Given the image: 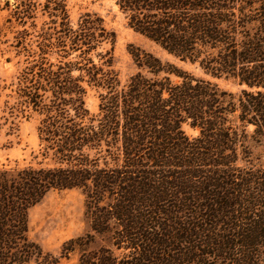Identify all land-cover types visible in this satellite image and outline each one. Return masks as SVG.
Instances as JSON below:
<instances>
[{"label": "trees", "instance_id": "obj_1", "mask_svg": "<svg viewBox=\"0 0 264 264\" xmlns=\"http://www.w3.org/2000/svg\"><path fill=\"white\" fill-rule=\"evenodd\" d=\"M111 1L135 33L241 89L133 47L136 72L121 84L102 18L16 0L23 24L37 9L47 20L15 90L19 112L39 117L38 149L0 166V264H264V0ZM71 190L89 231L54 256L30 239L28 214Z\"/></svg>", "mask_w": 264, "mask_h": 264}, {"label": "rangeland", "instance_id": "obj_2", "mask_svg": "<svg viewBox=\"0 0 264 264\" xmlns=\"http://www.w3.org/2000/svg\"><path fill=\"white\" fill-rule=\"evenodd\" d=\"M66 4L73 22L83 13H95L103 19L105 27L115 33L111 69L118 74L121 84H125L136 72L128 53L133 47L195 77L210 80L223 91L239 93L241 88L233 81L211 79L203 75L197 66L179 61L135 33L111 0H66ZM15 7L16 0H0V166L7 167L27 165L32 160V153L38 149L36 128L39 117L30 110L19 112L15 107V90L23 69L40 57V46L44 42L42 29L47 20L37 9L32 11V18L23 24L15 18ZM58 59L57 56L48 57L50 62H57ZM85 102L90 113L97 112L98 99L94 91H88ZM183 130L188 136L197 135L188 126H184ZM84 211V197L80 191L49 193L29 211V237L44 252L58 256L64 242L89 231ZM76 258L74 255L58 264H76Z\"/></svg>", "mask_w": 264, "mask_h": 264}]
</instances>
